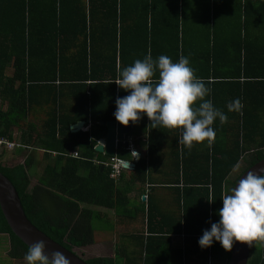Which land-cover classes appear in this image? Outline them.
<instances>
[{"label":"trees","instance_id":"1","mask_svg":"<svg viewBox=\"0 0 264 264\" xmlns=\"http://www.w3.org/2000/svg\"><path fill=\"white\" fill-rule=\"evenodd\" d=\"M255 2L256 7L254 0H0V98L10 100L7 111L0 108V136L10 137L11 126L39 107L46 116L41 147L47 157L56 154L29 189V158L3 162L0 152V172L15 187L31 223L74 252L94 242V219L108 217L83 204L113 209L120 218L140 214L145 233L121 236L113 257H90L86 263L226 264L231 250L218 241L201 248L197 241L219 220L224 189L264 158V0ZM146 54L167 55L173 62L189 57L195 75L209 82L206 99L228 120L214 121L210 146L199 143L190 150L178 143L179 129H151L145 115L130 121L132 138L146 135V157L135 162L130 180L122 172L115 181L96 162L106 156L95 150L107 131L100 122L115 120L114 101L127 95L110 81ZM236 98L243 108L229 111ZM88 120L87 130L71 131L72 124ZM116 155L133 160L129 149ZM165 161L168 166H160ZM240 161L244 169L229 180ZM141 172L150 191L127 209L128 184L140 180ZM159 184L165 186L163 197L170 194L173 201L164 208L155 199ZM2 237L8 258L24 261L28 246L0 210ZM247 264H264V241L252 242Z\"/></svg>","mask_w":264,"mask_h":264},{"label":"clouds","instance_id":"2","mask_svg":"<svg viewBox=\"0 0 264 264\" xmlns=\"http://www.w3.org/2000/svg\"><path fill=\"white\" fill-rule=\"evenodd\" d=\"M110 82L127 92L114 101L116 121L126 126L145 115L151 129H179L178 143L189 150L199 143L210 146L216 137L214 121L218 119L223 124L228 120L224 111L206 99L209 82L195 75L187 56L181 55L173 62L167 55L153 58L146 54L119 70L118 78ZM227 107L229 111L239 112L243 104L236 98ZM132 153L133 157L138 156L135 151ZM220 199L222 207L216 213L219 220L202 230L197 241L201 248L218 241L223 249L230 251L236 241L249 247L253 241H264V169L247 171L234 185L224 189ZM44 249L42 240L29 245L24 254L26 264H69L60 251L49 256Z\"/></svg>","mask_w":264,"mask_h":264},{"label":"crops","instance_id":"3","mask_svg":"<svg viewBox=\"0 0 264 264\" xmlns=\"http://www.w3.org/2000/svg\"><path fill=\"white\" fill-rule=\"evenodd\" d=\"M263 2H260V4ZM255 7L256 4H259L258 2L254 3ZM264 7V3L263 6ZM257 22V20H256ZM256 25V24H254ZM253 32L258 33L257 29H253ZM233 36V34H230ZM252 35V34H251ZM234 37H238L237 35ZM256 37V36H255ZM252 40V39H251ZM18 85V82L15 83V87ZM10 100L7 99H1L0 98V108L1 110L7 111L8 110V102ZM43 108V107H42ZM44 109V108H43ZM45 111L39 108V107H33L29 113L26 114L25 117L20 118V120L16 121V124L11 126L10 128V137L8 139L13 140L15 143L18 144L17 147H15L12 150L3 151V162H24L26 158H29V173L31 175V182L29 185V189H31L34 185H36L37 178L41 175V172L43 171L45 166H48L49 164H52L54 158L56 157L55 152L50 153V155L47 157L45 154V150L41 147V142L39 141L40 138L42 139L44 137L43 130H41L42 126L41 123L43 119L45 118ZM87 126L86 123L82 125V127ZM145 135L140 136V141L136 140V137L133 136L132 139V147L134 150L138 152L137 159L134 160L132 163V169L126 170L123 172V178L125 182L127 180H130V173L132 170H135V162L138 160V158H144L146 157V140L143 138ZM75 150H72V152ZM118 151V150H117ZM160 166H168V162H164L160 164ZM140 167L141 171L146 172L145 166H138ZM161 170V169H160ZM142 172L140 173V180L132 181L129 185V190L127 193L128 203H127V209H133L134 206L138 205L140 200L142 199V196H144V200L146 199L145 192H149L150 189L148 188L149 183L147 182V177L142 176ZM152 176H156L155 173L152 174ZM125 182L123 183V186L125 185ZM159 191L155 190V192L159 195L157 198L159 205L164 208V203H173L171 201L170 194L164 195L163 197V190L165 186L159 184ZM169 193V191H167ZM156 197V196H155ZM82 206L89 207L95 212L100 213H106L108 217H105L103 215L98 216L97 219H101L105 222L110 223L108 227L104 225H98L96 226L93 221V236H94V242L92 244L84 246V248L88 249L92 256H108L113 257L115 253V248L117 245V240L122 236L126 237L131 235V233H145V224L144 220L142 219V216L139 214V217L136 216L135 218L130 217H117L115 216V212L113 209L108 208H102L95 205H85ZM133 213V210H130ZM131 213V214H132ZM127 218V219H124ZM138 218H140L138 220ZM95 220V219H94ZM134 236H132L133 239ZM112 241V243H111ZM110 247L112 249H110ZM83 248V247H82ZM106 250L105 251H103ZM101 252L102 254H95L96 252ZM110 252V253H109Z\"/></svg>","mask_w":264,"mask_h":264},{"label":"water","instance_id":"4","mask_svg":"<svg viewBox=\"0 0 264 264\" xmlns=\"http://www.w3.org/2000/svg\"><path fill=\"white\" fill-rule=\"evenodd\" d=\"M101 125L106 126V135L98 139L95 150L102 153L106 157L114 156L117 150L121 148L127 149L129 146L128 138L131 132V122L128 125H121L116 120L101 121ZM84 121H78L70 126L72 132H78ZM125 165H133V163L125 160ZM264 169V158L257 161L243 171L240 176L246 174L247 171H259ZM238 177V178H239ZM237 178V180H238ZM144 200V196H142ZM0 210L11 231L27 246L35 241L42 240L45 244L44 252L50 256L53 251H60L69 260V264H87L84 259L52 240L45 233L39 230L27 218L19 196L15 187L10 180L0 172ZM250 248L247 244L236 241L230 251L226 264H247Z\"/></svg>","mask_w":264,"mask_h":264},{"label":"built area","instance_id":"5","mask_svg":"<svg viewBox=\"0 0 264 264\" xmlns=\"http://www.w3.org/2000/svg\"><path fill=\"white\" fill-rule=\"evenodd\" d=\"M85 123L87 124V126H85V127L81 126L82 131H85L89 128L90 121L88 120ZM132 139H133L132 136H130L128 138L129 146L127 149H129L131 151V154L133 157L134 154L132 153V151H135L136 153H138V152L136 150H134L132 147ZM146 139L147 138L145 135L144 140H146ZM17 146H18V144L15 143L13 140H10L6 137L0 136V152L12 150ZM71 156L78 158V154L76 151H73L71 153ZM132 159L133 160H131V161L130 160H127V161L131 163L137 159V156L133 157ZM96 162L101 163L103 166H106L107 168H109V178H111L115 181L118 180V178L121 176L122 172L132 169L131 165L126 166L125 160L118 158L116 154L114 156L106 157L105 160H101V161L97 160Z\"/></svg>","mask_w":264,"mask_h":264},{"label":"rangeland","instance_id":"6","mask_svg":"<svg viewBox=\"0 0 264 264\" xmlns=\"http://www.w3.org/2000/svg\"><path fill=\"white\" fill-rule=\"evenodd\" d=\"M79 131H82L81 129ZM245 167V163L243 161H240L239 164L233 169V171L231 172V174L229 175V180H233L235 177H237L241 171L244 169ZM139 217V215H138ZM127 219V218H124ZM140 218H138L139 220ZM94 224L96 226L98 225H104L106 227H108L110 225V223L105 222L101 219H95L94 220ZM0 264H25V261H17V260H11L8 258L7 256V246H8V242L6 240V238H1L0 240ZM120 241V240H119ZM112 243V241H111ZM110 249H112L110 247ZM103 251L106 252V250L103 249ZM75 254H77L78 256H80L82 259H87L90 258L92 256L91 252L86 249V248H76L74 249ZM110 253V252H109ZM95 254H102L101 252H96Z\"/></svg>","mask_w":264,"mask_h":264}]
</instances>
